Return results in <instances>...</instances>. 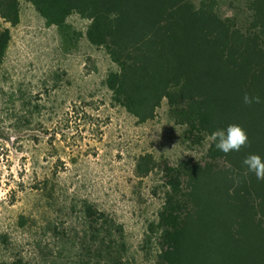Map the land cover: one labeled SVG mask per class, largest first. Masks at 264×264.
I'll return each instance as SVG.
<instances>
[{"label": "trees", "instance_id": "16d2710c", "mask_svg": "<svg viewBox=\"0 0 264 264\" xmlns=\"http://www.w3.org/2000/svg\"><path fill=\"white\" fill-rule=\"evenodd\" d=\"M27 1L65 39L71 16L90 22L86 38L116 66L105 80L112 102L139 124L167 101L193 143L232 124L249 136L247 147L228 155L212 142L202 161L158 165L139 157V177L163 174L164 203L150 225L159 236L157 264H264V181L243 164L248 155L264 157V103L243 102L245 94L264 100V0H246L243 20L222 17L217 0ZM19 23V0H0V63ZM82 211L91 264H122V226L88 202Z\"/></svg>", "mask_w": 264, "mask_h": 264}, {"label": "rangeland", "instance_id": "374dc122", "mask_svg": "<svg viewBox=\"0 0 264 264\" xmlns=\"http://www.w3.org/2000/svg\"><path fill=\"white\" fill-rule=\"evenodd\" d=\"M19 3L20 23L0 63V260L91 264L88 202L122 226V264H157L150 225L164 203L163 174L139 177L137 160L202 161L212 141L187 139L167 101L139 124L112 102L105 80L116 66L86 38L90 22L71 16L65 39L30 2ZM217 3L222 17L248 16L246 0Z\"/></svg>", "mask_w": 264, "mask_h": 264}, {"label": "clouds", "instance_id": "9594fccd", "mask_svg": "<svg viewBox=\"0 0 264 264\" xmlns=\"http://www.w3.org/2000/svg\"><path fill=\"white\" fill-rule=\"evenodd\" d=\"M243 102L246 105H251L264 103V100L260 96L253 97L245 94ZM209 139L213 142L214 147L225 155L240 152L250 143L246 130L236 124L229 125L226 129L214 131ZM243 164L248 172L255 175L257 180L264 181V157L251 154L243 160Z\"/></svg>", "mask_w": 264, "mask_h": 264}]
</instances>
